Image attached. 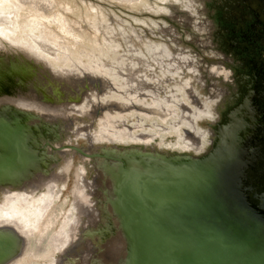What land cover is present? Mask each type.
<instances>
[{
	"label": "bare ground",
	"instance_id": "obj_1",
	"mask_svg": "<svg viewBox=\"0 0 264 264\" xmlns=\"http://www.w3.org/2000/svg\"><path fill=\"white\" fill-rule=\"evenodd\" d=\"M48 3L49 8L44 12L39 1L0 2V94L9 96L0 99V106L31 109L44 118L47 117L45 115H58L70 119L75 138L85 136L91 144L143 145L157 140L156 147L159 149L204 151V146L209 143L204 139H208L210 134L196 127L197 121L206 119L204 115L197 117L203 104L197 101L196 105L191 103L183 95H191V92L184 91L182 84L173 82L163 87L156 77L154 79L158 84L149 92L158 99L156 118L163 116L167 127L172 130L169 133L155 132L150 136L105 131L107 118L102 113L106 108L101 103L106 98V85L101 81L107 75L97 69L87 70L81 63L73 64L65 57L88 49L119 47L120 43L129 46L132 45L131 39L119 35L120 43H117L112 27L94 12L84 9L82 13L75 7L76 12L63 11L59 9L60 2L57 7L55 2ZM67 12L74 17V21L65 16ZM56 16H62L65 28L56 27L53 21ZM172 19L183 26V19ZM80 23L86 28L81 29ZM149 24L165 40L157 42L141 36L145 46H171L169 44L174 39L172 29L151 20ZM117 32L121 34L124 31L118 28ZM130 33L135 32L130 30ZM151 34L155 36L153 32ZM137 37L133 35L132 38L144 46ZM39 50L46 53L45 59ZM48 51L53 54H47ZM192 58L198 61L194 56ZM166 60L158 56L155 62L167 64ZM102 65L94 62L93 67L102 68ZM205 69L209 72L206 78H218L222 83L226 80L235 83L240 78H231L228 71L218 65ZM159 72L164 77L170 71L160 67ZM79 77L82 78L79 80ZM234 87V98H237V85L234 84ZM136 88L131 86L129 90ZM139 94L144 96L143 92ZM165 94L166 98L163 97ZM227 95L226 99L233 101L234 98ZM93 107L99 112L95 113L97 116L88 114ZM11 113L9 110L0 111V136L15 134L10 129L14 130L12 127L17 119ZM191 117L197 119L192 120ZM78 118L95 122V129H88L87 122L76 125ZM2 149L0 144V162L6 158ZM62 164V167L51 166L50 169H54L48 173L47 164L42 163L35 173H27L22 183L0 187V264H123L125 243L110 206L115 169L94 162L95 173L88 181L84 163L74 165L71 154L63 156Z\"/></svg>",
	"mask_w": 264,
	"mask_h": 264
},
{
	"label": "water",
	"instance_id": "obj_2",
	"mask_svg": "<svg viewBox=\"0 0 264 264\" xmlns=\"http://www.w3.org/2000/svg\"><path fill=\"white\" fill-rule=\"evenodd\" d=\"M252 93L260 105L264 90ZM248 99L216 126L199 157L136 151L106 165L115 169L110 206L123 264H264V132L240 119ZM12 128L13 136H0V184L14 185L31 159L22 127Z\"/></svg>",
	"mask_w": 264,
	"mask_h": 264
},
{
	"label": "rangeland",
	"instance_id": "obj_3",
	"mask_svg": "<svg viewBox=\"0 0 264 264\" xmlns=\"http://www.w3.org/2000/svg\"><path fill=\"white\" fill-rule=\"evenodd\" d=\"M39 1L44 12L49 8L48 2H55L57 7L59 3V9L63 11L70 10L71 12L79 9L80 12H84L87 9L89 12L97 13L98 16H103L106 19V23L113 27L119 26L127 34L133 37L135 33L146 37L148 40L162 42L164 37L158 35L149 21L157 22L159 26L163 23L167 25L173 31L174 39L172 46L179 47L180 49L187 51L199 61L200 67H207L212 65H218L222 69H226L231 78L235 77H248L250 72H253V64L260 60L264 65V45L256 39L254 28L250 27L254 20L253 14L250 15L251 19L245 21L243 28L239 30L235 28L232 21L225 19L223 12L226 10L227 0H221L220 3H215V8L212 2L215 0H198L201 4L200 13L208 20L209 25L205 29V32L197 34L187 26H182L177 21L172 19L167 13L152 14L150 11L142 8H132L131 3H122L111 0H0V2H37ZM69 2V3H64ZM72 2V4H71ZM219 2V1H217ZM151 3V2H148ZM168 6V4L166 5ZM58 10V9H55ZM68 19L75 20L70 13H65ZM62 16L53 17L56 27L65 28L66 23L61 19ZM46 19H51L45 16ZM81 29H85V25L80 23ZM151 32L155 34L152 35ZM247 37V38H246ZM249 37V38H248ZM133 43H137L134 38H131ZM251 39V40H247ZM244 41V42H243ZM251 41V42H250ZM248 46V48H240ZM203 86H199L194 81L196 89L200 95L211 94V84L214 83L215 89H221L226 93L221 95L216 103L213 105V118L204 119L198 121V125L202 130L209 132V143L205 145L204 151L201 153H194L192 151L177 152L169 149H159L155 144L151 143V147L148 145H136V144H121V143H89L87 137H76L73 135L70 119L60 117L58 115H45L47 117H39L40 113L31 109H14L9 105L0 106L1 110L12 111L11 114L17 119L15 125L21 126L24 145L31 157L30 161L25 166V169L20 173L17 178L18 183H22L27 174L35 173L39 169L42 163L47 164L48 173H51L50 167L53 165H61L63 163V156L71 154L74 165L79 162L84 163L86 169V179L91 181L95 173L94 162L101 163L105 166H115L119 164V161L127 156H133L134 152H144L147 154H154L156 156L166 157H199L207 152L213 141V128L221 121L223 114L230 106L236 103L229 102L226 99L227 94H232L234 91V82L225 81L221 82L220 79H208L206 78L209 73L206 69L199 71ZM82 77H79L80 80ZM77 79V80H78ZM68 88V85H65ZM86 90L88 89L85 87ZM208 88V89H207ZM90 89V87H89ZM9 97L6 93L0 94V99ZM55 105V104H50ZM49 117V118H48ZM87 122L86 118H78L76 125H81ZM104 168V167H103ZM16 180V179H15ZM7 183L0 184V187H9ZM16 186V185H13Z\"/></svg>",
	"mask_w": 264,
	"mask_h": 264
},
{
	"label": "flooded vegetation",
	"instance_id": "obj_4",
	"mask_svg": "<svg viewBox=\"0 0 264 264\" xmlns=\"http://www.w3.org/2000/svg\"><path fill=\"white\" fill-rule=\"evenodd\" d=\"M111 1L131 3L132 8H142L150 11L152 14L168 13L171 18L183 19V26L189 27L192 31L197 34L205 32V29L210 23L203 16L204 10L203 13H200L201 4L200 2H198V0ZM215 1L216 2H212V5H214L212 9L215 8V3H220L221 0ZM227 1V6L225 7L226 10L223 12L224 18L232 21L235 25V28L239 30L240 28L244 27L245 21L251 19L248 12L250 14H253L254 20L250 27L254 28V38L256 37V39L264 45V0ZM167 4L168 6H166ZM104 20L106 21L105 18ZM111 27L114 30L113 36L115 40H117V43H120L119 38L117 37L119 35L124 36L127 39L132 38L130 34H127V32H125L124 30L123 33H118L117 29L120 28L119 26ZM133 35L136 37L138 36L141 40V44L144 46H141L139 43H133L131 39L130 42L132 43V45L129 46H124L122 45V43H120L119 47L88 49L84 52H72L70 53L71 56L65 57L72 63H81V65L88 68L87 70L95 71V69H97L98 71H100L101 74L105 76L107 75L106 78L101 81L102 84L106 85L104 88L106 98H104V102L101 103L102 106L106 108L105 111L102 113V116L104 118H107V121H105L107 123L105 131L137 134L142 133L145 136H150L155 132L169 133V131L172 130L171 128L167 127L168 123L164 121L165 118L163 116V118L161 117L160 119L156 118V113L158 112V99L157 96H155L153 93H149L151 92L153 86L155 84H158L156 79L161 80L163 84L160 83V85L163 87L173 82H178L182 84L184 91L191 92V95L183 94L186 98L191 101V103L196 105L197 103L195 101H197L200 105L203 104V106H201L199 110L201 111V113H197V117L200 115H204L206 119H212L214 114L213 105L216 103V100L221 95L223 96L224 93L220 89L216 90L213 83L210 85L212 88L210 90V96L200 95V93L196 89L195 84H193L192 81H194L199 86L204 85L199 73V71L203 70L204 67H200L199 62L196 59L192 58L191 54H189L187 51L180 49L179 47H148L145 46V41H142L141 35L137 33H134ZM241 47L243 49L248 48V46H243L242 44L240 48ZM42 51L39 50L40 54L44 55L45 59L46 53L44 52V54ZM158 53L159 57L162 56L167 59V64L155 62V59L158 57L156 56ZM47 54H53V52L48 51ZM94 62L99 64L102 63V68H94ZM253 65V68L255 69L253 72H250V75L248 77L242 76L236 80L235 85H237L236 90L237 94L239 93V95L237 98H234V94H230L231 98H234L233 101L230 102L234 103L236 101V103L230 106V108H228L227 111L223 114L221 121L214 126L213 133H215L216 126L225 123V116L227 115V113L232 110L235 106L239 105L244 98L248 97L249 99H251V97L254 96L252 93L253 91L258 92V89L264 90V65H262L260 60H257V62H255ZM160 67L169 69L170 72L164 77L163 73H161L162 76H160ZM155 77L156 79H154ZM131 86L137 88L134 90H129ZM142 88L144 90H141ZM140 92H143L144 96H141L139 94ZM163 97L166 98V94ZM251 102L252 103L249 104V107L246 110L241 111L240 116L242 118H239L241 120L243 119L248 125H252L251 129L253 131H259L263 133L264 99H262L260 105L256 103L257 100H255V98H252ZM255 105L257 106L255 107ZM95 113L99 112H96L94 107L88 110L89 115L94 116ZM95 115L97 116V114ZM191 118L192 120L197 119L195 117ZM178 121L180 123L184 122V120ZM155 122H157V125H159V127H157ZM93 125H95V122H87L88 129L90 127L95 129ZM196 127L200 128L198 125V121L196 122ZM181 128L183 131H185V128ZM204 131L205 130H203V132ZM256 138L260 139L263 137L257 136ZM167 139H169V137H167ZM204 140L207 141V137ZM156 142L158 141L154 140L152 142L142 144L145 146L149 145L151 147L152 143L158 146ZM163 143L166 145L165 142ZM59 166L62 167L63 164ZM59 174H61V172H59Z\"/></svg>",
	"mask_w": 264,
	"mask_h": 264
}]
</instances>
